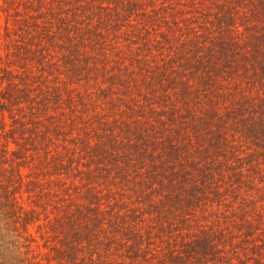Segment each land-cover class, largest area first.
<instances>
[{"label": "trees", "instance_id": "16d2710c", "mask_svg": "<svg viewBox=\"0 0 264 264\" xmlns=\"http://www.w3.org/2000/svg\"><path fill=\"white\" fill-rule=\"evenodd\" d=\"M0 264H264V0H0Z\"/></svg>", "mask_w": 264, "mask_h": 264}]
</instances>
